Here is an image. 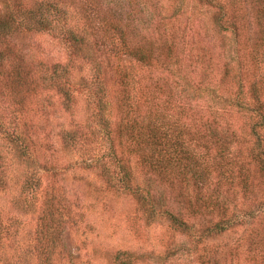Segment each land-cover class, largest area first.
<instances>
[{
	"label": "trees",
	"instance_id": "1",
	"mask_svg": "<svg viewBox=\"0 0 264 264\" xmlns=\"http://www.w3.org/2000/svg\"><path fill=\"white\" fill-rule=\"evenodd\" d=\"M170 1L165 12L160 0H0V264H84L61 249L68 212L54 196L40 207L31 254L20 220L1 204L16 167L19 209L36 210L49 109L68 119L62 147L81 152L108 188L136 195L148 217L194 236L201 264H213L211 238L263 217L264 0ZM39 33L59 37L74 57L36 61L22 39ZM158 178L191 182L188 204L159 209ZM114 261L137 260L120 250Z\"/></svg>",
	"mask_w": 264,
	"mask_h": 264
},
{
	"label": "rangeland",
	"instance_id": "2",
	"mask_svg": "<svg viewBox=\"0 0 264 264\" xmlns=\"http://www.w3.org/2000/svg\"><path fill=\"white\" fill-rule=\"evenodd\" d=\"M159 3L165 12L171 10L170 0H160ZM196 11L205 24L209 25L213 21L211 10ZM184 13L190 15L192 7ZM212 35L214 37L213 31ZM22 42L35 48L36 61L64 63L74 57L68 44L52 34H35L22 39ZM78 74H75V78H78ZM45 94L46 92L44 96ZM56 98L57 96L55 100ZM78 105L80 112L84 113L86 104L83 94ZM46 117L47 130H50V136L53 137L45 140L50 143L48 150L42 147L39 152L41 164L38 170H41L44 189L39 198L35 199L38 202L35 205L36 210H30V206H27L26 211L19 209L25 194L20 195V182L15 180V176H19V169L16 167L12 169L13 179L1 200L4 211L11 215L16 214L21 222L24 250L29 254L34 251V240L30 233L37 226L40 207L42 209L48 195H52L56 200L55 206L68 212L64 215V224L61 225L64 231L61 249L65 253H72L77 263L116 264L114 256L120 250L134 252L137 260L135 264L202 263L198 256L203 247L196 243L194 236L175 231L163 216L148 217L136 195L108 188L104 177L96 169L85 167L81 161V152H68L60 144L57 133L61 123L66 124L68 119L53 109L47 111ZM156 183L162 189L159 192L162 196L157 202L159 209L171 204H188L189 196L184 198V192L190 191L193 194L191 182L187 184V181L182 180L173 186L172 180L163 178L161 181L158 178L155 180L157 186ZM249 207L252 211L262 213L258 203L251 199ZM262 216L253 217L245 224L211 238L206 247L215 255L213 264H264L263 213ZM63 261L67 259L63 258Z\"/></svg>",
	"mask_w": 264,
	"mask_h": 264
}]
</instances>
